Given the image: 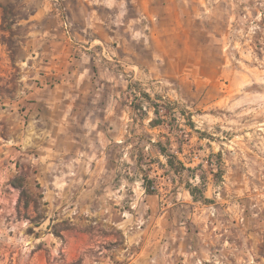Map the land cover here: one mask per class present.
<instances>
[{
	"label": "rangeland",
	"instance_id": "1",
	"mask_svg": "<svg viewBox=\"0 0 264 264\" xmlns=\"http://www.w3.org/2000/svg\"><path fill=\"white\" fill-rule=\"evenodd\" d=\"M0 6V264H264V0Z\"/></svg>",
	"mask_w": 264,
	"mask_h": 264
},
{
	"label": "crops",
	"instance_id": "2",
	"mask_svg": "<svg viewBox=\"0 0 264 264\" xmlns=\"http://www.w3.org/2000/svg\"><path fill=\"white\" fill-rule=\"evenodd\" d=\"M146 250L148 249H142L141 254L144 255ZM236 250L228 249L230 253ZM213 251L215 252L216 249H149V255H152V260L157 264H176L177 260L181 264H206L211 259L210 254ZM241 251L245 250L241 249ZM149 255L148 257H150Z\"/></svg>",
	"mask_w": 264,
	"mask_h": 264
},
{
	"label": "trees",
	"instance_id": "3",
	"mask_svg": "<svg viewBox=\"0 0 264 264\" xmlns=\"http://www.w3.org/2000/svg\"><path fill=\"white\" fill-rule=\"evenodd\" d=\"M1 8H3L2 6H0ZM146 98L148 100H150V98L148 97V95H145ZM154 114L156 115V119H153L150 123V125L152 127H156L161 125L164 120L161 118L160 116V111L158 108L155 107L154 109ZM191 126H194V123H190ZM156 147H158L160 153L166 158L167 160V167L174 173L176 174H180L181 170H190V169H186L184 163L178 161L177 156L175 155H170L166 149V147L163 145V143H157ZM181 152V151H180ZM177 165L179 167H177ZM192 171V170H190ZM145 173V172H144ZM144 189L146 190V193L148 195H156L158 194V190L155 187L154 183L155 181L153 179L150 178L149 174L145 173L144 174ZM187 189L189 190L190 194L195 198V190L192 189V187L190 185L187 186ZM200 198L201 200L206 201L207 199L205 198L204 194L201 192L200 193ZM77 264V263H75Z\"/></svg>",
	"mask_w": 264,
	"mask_h": 264
},
{
	"label": "built area",
	"instance_id": "4",
	"mask_svg": "<svg viewBox=\"0 0 264 264\" xmlns=\"http://www.w3.org/2000/svg\"><path fill=\"white\" fill-rule=\"evenodd\" d=\"M218 258V256L217 257H215V260ZM219 261V260H218Z\"/></svg>",
	"mask_w": 264,
	"mask_h": 264
}]
</instances>
